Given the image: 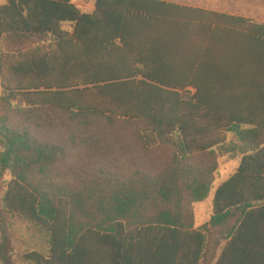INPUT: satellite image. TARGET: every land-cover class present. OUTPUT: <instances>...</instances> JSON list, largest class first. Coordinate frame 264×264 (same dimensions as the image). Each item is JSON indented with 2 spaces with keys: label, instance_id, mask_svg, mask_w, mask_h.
<instances>
[{
  "label": "trees",
  "instance_id": "trees-1",
  "mask_svg": "<svg viewBox=\"0 0 264 264\" xmlns=\"http://www.w3.org/2000/svg\"><path fill=\"white\" fill-rule=\"evenodd\" d=\"M260 59L264 23L227 12L170 0H96L90 13L72 0H6L3 264H18L5 213L47 238L46 252L22 255L28 264H201L209 230L231 217L216 264H264V136L251 128L264 127L255 109L264 84L242 77ZM227 132L238 133L234 149ZM160 147L169 158L145 165ZM77 150L128 154L132 170L80 166ZM221 157L242 160L196 228L195 204Z\"/></svg>",
  "mask_w": 264,
  "mask_h": 264
},
{
  "label": "rangeland",
  "instance_id": "rangeland-1",
  "mask_svg": "<svg viewBox=\"0 0 264 264\" xmlns=\"http://www.w3.org/2000/svg\"><path fill=\"white\" fill-rule=\"evenodd\" d=\"M173 2H181L184 4H194L203 7H213L218 9H223L226 12H234L237 14H246V15H254L255 17H260L264 19V0H170ZM73 2L86 13H90L95 8L96 0H73ZM0 87V94H1ZM111 156H102L100 153H91L88 151L87 153L77 150L74 152L75 156H84L86 157V161L79 163L80 166H86L89 169H95L98 167L109 166L118 170V172L122 174H128L129 171L132 170L130 167L131 164L128 162V154L126 156L120 157L116 155ZM170 156V151L168 148L160 147L159 149L152 152L147 157V161L145 165L147 166H155L159 164L158 162L166 161ZM223 158V157H221ZM219 158V161L220 159ZM231 164H236V161ZM136 165V164H132ZM73 167H76L74 165ZM219 168V167H218ZM221 176L217 177V181L214 184V189L212 190L209 198L201 203L195 204L196 210V224L199 225L203 222L205 214L209 216L211 214L210 211L205 212L204 209L209 208L212 205V199L214 195V191L222 179ZM11 179V175L9 172H5L0 177V197L4 194L7 182ZM6 222H5V233L10 241L13 250L15 251V261L18 264H28L24 262L22 259V255L26 252L32 250H38L42 252H46L48 249L47 238L44 233H42L37 227H35L32 223L22 220L16 216H11L10 214L5 213ZM235 222L234 219L228 220L227 224L221 227V232H218V229L209 230V242H208V250L206 252L205 258L202 260L201 264H216L217 259L221 255L223 247L228 242L229 231ZM1 231H0V239H1ZM220 247V248H219ZM219 248V250H218ZM0 264L3 262L0 260Z\"/></svg>",
  "mask_w": 264,
  "mask_h": 264
},
{
  "label": "crops",
  "instance_id": "crops-1",
  "mask_svg": "<svg viewBox=\"0 0 264 264\" xmlns=\"http://www.w3.org/2000/svg\"><path fill=\"white\" fill-rule=\"evenodd\" d=\"M5 3H6V0H0V5H3ZM176 3L184 4V3H181V2H176ZM186 5L193 6V7H198V8H205V9L214 10V11H218V12H226L223 9H218V8H213V7H203V6H198V5H194V4H186ZM227 13L233 14V15L243 16V17H246V18H250V19L254 20L257 23H264V19H262L260 17H255L254 15L250 16V15H246V14H237V13H234V12H227ZM252 69H253L252 72H249V74H245V75L242 76L244 78L243 80L245 82H249V81L252 80L253 82H256L257 84L262 86L264 84V62H263V60H261V59L260 60H256ZM255 109H256V113L259 114V115H257L258 119H260L259 122L264 124V102L260 101L259 103H257V106L255 107ZM242 128L247 129V128H250V127H249V125H244ZM251 128H258L259 129V130L255 131V133H256L255 136L257 137V139H260L261 137L264 136V127H251ZM260 128L263 129V130H261V132H260ZM226 142H227V147L229 149L236 148L235 146H237V144L240 143L239 139H238V133H236V132H227V141ZM223 150H225V149H223ZM241 160H242V157H237V158H234V159H228L227 157H223V158L220 159L219 168H218V171L216 173L215 182L217 181V177L221 176V173H222V177L223 178L220 180V182L218 183V185H217V187H216V189L214 191V195H213V199H212V205L209 208L204 209L205 212L210 211L211 214L209 216H206V213H204L205 217H204L203 222L201 224H199V225L196 224V228L202 227L204 224H206L211 219V217L213 215V201H214V197H215L217 189L224 182H226L233 174L236 173V171L238 170V168L240 166ZM234 161H236V164H231ZM215 182H214V184H215ZM213 189H214V185H213L212 190ZM212 190H211V192H212ZM211 192H210V194H211ZM210 194H209V196H210ZM209 196H208V198H209ZM195 213H196V210H195ZM230 219H234L235 220V222L233 223V226L231 227V229H232L234 226H236L237 221H238V217H231L228 220H230ZM228 220L223 225L227 224ZM223 225H221L218 228V232H221V227H223ZM219 248H218V250H219Z\"/></svg>",
  "mask_w": 264,
  "mask_h": 264
}]
</instances>
